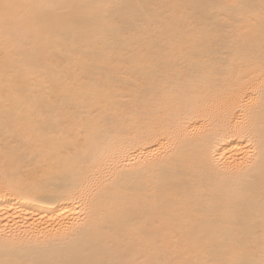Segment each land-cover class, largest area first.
Wrapping results in <instances>:
<instances>
[{
	"label": "bare ground",
	"instance_id": "obj_1",
	"mask_svg": "<svg viewBox=\"0 0 264 264\" xmlns=\"http://www.w3.org/2000/svg\"><path fill=\"white\" fill-rule=\"evenodd\" d=\"M0 264H264V0H0Z\"/></svg>",
	"mask_w": 264,
	"mask_h": 264
}]
</instances>
